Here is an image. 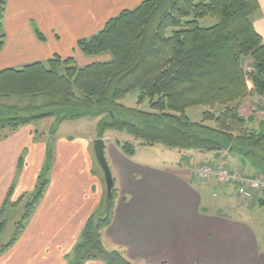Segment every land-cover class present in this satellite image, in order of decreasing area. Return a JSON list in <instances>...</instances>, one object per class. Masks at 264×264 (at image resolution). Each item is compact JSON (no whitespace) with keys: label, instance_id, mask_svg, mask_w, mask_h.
<instances>
[{"label":"trees","instance_id":"1","mask_svg":"<svg viewBox=\"0 0 264 264\" xmlns=\"http://www.w3.org/2000/svg\"><path fill=\"white\" fill-rule=\"evenodd\" d=\"M259 8V0H144L79 40L84 54H108L107 59L80 66L74 56H53L0 69V137L45 117L59 115L64 121L102 114L99 137L108 129L131 134L134 140L115 138L128 155L138 146L161 142L235 152L263 169L264 128L250 126L239 111V102L252 91L264 95V38L253 22ZM5 11L6 0H0V52L6 40ZM206 16L217 18V23L200 25ZM247 57L253 60L251 70L245 67ZM134 91H139L138 104L149 98L150 110L121 103ZM36 96L46 100L25 106L7 100ZM196 105L207 108L199 122L187 114ZM218 105L223 107L219 114L214 111ZM47 185L44 181L31 193L9 246L23 231ZM118 196L112 175L103 208L87 219L67 264L97 258L107 264H138L123 248L110 246L104 236ZM25 197L22 194L19 201ZM2 228L0 223V233Z\"/></svg>","mask_w":264,"mask_h":264},{"label":"crops","instance_id":"2","mask_svg":"<svg viewBox=\"0 0 264 264\" xmlns=\"http://www.w3.org/2000/svg\"><path fill=\"white\" fill-rule=\"evenodd\" d=\"M142 1L8 0L0 69L53 56H74L80 66L107 59L108 56L84 54L79 40L91 37L110 18ZM259 2L253 22L264 38V0ZM263 109L264 95L255 90L239 102L240 113L250 126L254 124L258 129L264 128ZM36 130V124L31 122L0 137V209L22 151L27 148L30 156L36 158L32 167L41 166L45 144L37 140ZM94 138L88 143L93 144ZM105 142V154L119 188L112 222L104 232L110 246L123 248L138 264H264L262 236L259 239L250 222L204 209L207 183L217 180L214 176L210 181H202L196 168L199 164L214 168L226 164L245 177H257L261 174L250 157L241 158V154L235 153L232 159L242 162L231 164L230 151L206 153L194 149L200 162L186 161L184 165L183 160L158 166L140 159L137 150L133 155L126 154L115 140L107 137ZM86 146L65 138L60 140L52 181L17 240L1 256L0 264L68 263L87 219L101 205L106 191L103 182L98 185L87 173ZM76 148L82 151L83 161L74 159ZM32 175L23 180L22 192L33 188ZM232 186L238 193L237 183L221 186L226 200L232 196ZM256 198L264 204V190L252 195V207L257 205ZM238 207L242 208L234 206ZM84 264L107 263L97 258Z\"/></svg>","mask_w":264,"mask_h":264},{"label":"rangeland","instance_id":"3","mask_svg":"<svg viewBox=\"0 0 264 264\" xmlns=\"http://www.w3.org/2000/svg\"><path fill=\"white\" fill-rule=\"evenodd\" d=\"M7 2L8 0H6V10H7ZM190 18H192V16ZM199 23L204 27H208L217 23V18L213 16H206L204 18H201ZM171 31L172 28H168L167 33L170 34ZM103 56H108V58L110 57L108 54H105ZM252 61H253L252 59L248 57L246 58L245 67L247 70L252 69L251 66ZM138 97H139V91L131 92L124 99L121 100V103H123L128 107L137 106L144 110H150L149 98L144 99V101L141 104H138ZM7 100L10 102V104L25 106L29 104L30 105L41 104L46 100V97L45 96L25 97V98L11 97V98H7ZM206 109L207 108L203 105H196L190 107L187 110V114L192 121L199 122L202 120L203 112ZM222 109L223 107L218 105L214 111L215 113L219 114ZM60 117L61 116L59 115H54L33 121L36 124V128H37L36 130L37 140H40L42 143L45 144V149H43L41 153V157H42L41 166L39 169L32 167V161L36 160V158L34 157V155L30 156V151L27 148H25L22 151L17 162V167L15 168L13 174L11 175V181L9 184L8 193L6 195V198L2 206L4 210L1 212L2 208L0 209V223H3V228L0 233V258L1 256L4 255L8 247H10L8 244L11 242L12 238L14 237V235L18 230V222L22 220L24 214L27 211L26 205L32 198L31 193H35L37 188L44 181H48V185L52 181L54 168L59 155L60 140L64 138L69 141L72 140V142L75 145H78V143H82L85 145L87 144V146L85 147L87 173L89 174L90 177H93L95 179V182L98 185L103 182L106 191L102 203L107 197V179L105 172L96 157L95 144H94V141L99 137V130H100L99 121L103 118L102 114L94 115V116H86L76 119H67L64 121H61ZM263 117H264V113H263ZM207 124L214 125V122L209 121L207 122ZM251 126L254 127V124H251ZM9 132L10 131H7V135L9 134ZM93 137H95L93 140V144L88 143ZM107 137L108 140H116L115 139L116 137H120L122 140L125 139L134 140L133 139L134 137L131 134L127 133L126 131L117 132L112 129H108L107 132L105 133L104 138ZM135 142L138 143V140H135ZM189 150L192 151L190 152ZM193 150L194 148L170 147L161 142H158L155 144V146H149V145L138 146L136 154L140 159L158 166H168L172 164L174 165L177 163H181L183 160L185 162L184 165H186V161L195 164L196 162H200L201 160L200 156L194 155L195 151ZM209 152H214V151H206V153ZM238 155L240 156V154ZM73 157L77 162L83 161L82 151L79 148H76L75 151L73 150ZM234 157H235V152H232L228 156L229 163L238 164L242 162V161L239 162L238 160L234 161L232 159ZM242 157L244 156L241 155V158ZM243 160L249 163L247 158H244ZM254 168L255 170H258L260 174L264 177V168L259 169L257 166ZM32 169H33V175H32ZM30 175L34 176L35 178L34 186L33 188L22 192L21 187L23 186V180L29 178ZM203 181H207V180H203ZM96 183H94V187L97 186ZM221 186L224 185L218 186L214 180H211L210 182L207 183L206 189H207L208 197L206 203L204 204V209H207L208 211L216 214L227 215L233 218L243 219L245 221L250 222L255 227L259 235V239L262 236L261 238L262 247L264 248V204H259L258 203L259 198H256L255 202L257 205L252 207L251 205L252 202L250 201L252 196L251 195L244 196L238 194L233 186H232L233 189L232 196L231 198L226 200L224 198L225 189H223ZM22 194H26V197L19 201ZM12 203H14V205H12ZM236 204L242 206V208L240 207L234 208ZM101 205L98 207L96 212H98L103 208L102 207L103 205L102 206Z\"/></svg>","mask_w":264,"mask_h":264},{"label":"built area","instance_id":"4","mask_svg":"<svg viewBox=\"0 0 264 264\" xmlns=\"http://www.w3.org/2000/svg\"><path fill=\"white\" fill-rule=\"evenodd\" d=\"M197 175L203 180H209L215 176L219 184L237 183V189L242 195H251L256 191L264 189V178L245 177L241 171L233 172L225 164L219 165L217 168L209 164L197 166Z\"/></svg>","mask_w":264,"mask_h":264},{"label":"water","instance_id":"5","mask_svg":"<svg viewBox=\"0 0 264 264\" xmlns=\"http://www.w3.org/2000/svg\"><path fill=\"white\" fill-rule=\"evenodd\" d=\"M94 144H95L96 157L105 172L107 184H108L110 178L112 177V172H111V169H110V166H109L106 154H105V148H106L105 139L102 137H99L94 141Z\"/></svg>","mask_w":264,"mask_h":264}]
</instances>
